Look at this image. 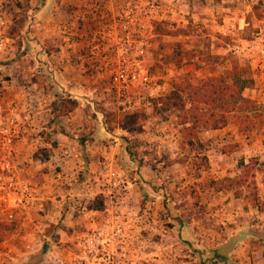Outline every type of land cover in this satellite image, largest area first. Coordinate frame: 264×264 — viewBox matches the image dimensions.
I'll return each mask as SVG.
<instances>
[{
  "label": "crops",
  "instance_id": "1",
  "mask_svg": "<svg viewBox=\"0 0 264 264\" xmlns=\"http://www.w3.org/2000/svg\"><path fill=\"white\" fill-rule=\"evenodd\" d=\"M16 1L7 16L10 24L18 19L24 28L20 36L9 37L17 46L20 39L22 56L10 47L12 78L2 84L0 101L16 117L14 165L29 200L12 222L0 217V264H26L35 257L37 264H68L104 217L103 208H86L104 190L99 174L104 161L128 181L124 205L135 215L129 241L143 264L173 260L176 238L193 245L196 235L215 230L219 216L240 214L233 191L215 190L219 157L217 149L206 146L211 140L218 147L225 127L201 131L187 145L174 114L161 119L145 107L138 115L144 103L133 94L113 97L135 115L130 122L118 109L110 117L101 110L112 97L92 89L101 71L82 38L95 30L96 1L103 0ZM59 102L70 107L59 109ZM40 149L49 151L46 161L33 159ZM250 241L237 240L228 257L264 264V241Z\"/></svg>",
  "mask_w": 264,
  "mask_h": 264
},
{
  "label": "rangeland",
  "instance_id": "2",
  "mask_svg": "<svg viewBox=\"0 0 264 264\" xmlns=\"http://www.w3.org/2000/svg\"><path fill=\"white\" fill-rule=\"evenodd\" d=\"M15 2L18 1L9 2L7 15L10 4ZM96 3V28L101 27L110 16L120 15L130 3L137 4L146 15L151 14L144 20L149 43L147 58L150 72L158 76L159 83L164 86L160 97L165 96L187 74L200 80L216 78L229 69L234 61L238 66L248 68L252 78L251 88L244 89L242 95L253 100L264 113V0H103ZM9 26L19 36L24 28L22 22ZM18 42V46L11 43V47L15 46L17 51L14 57L22 56L20 39ZM235 47H238V52L234 51ZM11 50L0 58V99L4 90L2 84L9 83L12 78L7 72L13 63ZM101 73L98 74V86L92 89L107 94L109 99L112 97L109 102L100 104L101 110L107 113V117L115 116L119 111L127 117L125 121L130 122L135 115L127 112L123 104L116 105L114 95L117 94L109 83L106 84L107 73ZM151 101L148 109L160 116L157 113L158 107H154ZM57 106L59 109L70 107L60 102ZM143 109L144 104L140 110L142 113L136 114L143 115ZM219 139L218 147V143L211 140L206 144L207 147L217 149L219 181L234 178L240 172L239 164H248V180L253 181V189L247 185L233 188L231 191L236 196L233 198H237L240 214L232 219L219 216V223L213 224L215 230L208 231V235L203 232L196 235V242H191L193 245L180 237L176 238L173 246L175 258L163 264H221L213 259L212 250L228 239L242 241L251 238L250 242L264 241V210L257 211L247 199L254 192L259 202L264 204V130L255 127L250 131H240L236 122L230 118L225 131L219 132ZM202 165H205L203 161ZM56 169L53 168L52 172L56 173ZM209 188L213 189L214 185H209ZM234 223L240 227L239 230H236ZM247 263H250V259L238 262L233 254L224 264Z\"/></svg>",
  "mask_w": 264,
  "mask_h": 264
},
{
  "label": "built area",
  "instance_id": "3",
  "mask_svg": "<svg viewBox=\"0 0 264 264\" xmlns=\"http://www.w3.org/2000/svg\"><path fill=\"white\" fill-rule=\"evenodd\" d=\"M11 0H0V58L11 47L7 8ZM151 14L141 12L137 4H128L120 15L110 16L93 31L83 34L88 55L97 57L101 72L116 94L133 97L150 107V100L161 96L163 85L150 72L148 64V33L145 21ZM238 52V47H235ZM101 64H98L101 61ZM17 139L16 117L12 109L0 106V217L12 222L16 210L23 209L29 200L26 182L14 165V143ZM104 190V217L87 233L68 264H141L131 248L129 224L131 212L125 209L124 199L128 181L110 162L99 166Z\"/></svg>",
  "mask_w": 264,
  "mask_h": 264
},
{
  "label": "trees",
  "instance_id": "4",
  "mask_svg": "<svg viewBox=\"0 0 264 264\" xmlns=\"http://www.w3.org/2000/svg\"><path fill=\"white\" fill-rule=\"evenodd\" d=\"M17 21L18 19L13 18L11 24L20 23ZM11 30L13 29L9 26L8 36L14 34ZM251 86L252 78L248 68L238 66L233 61L229 69L216 78L200 80L192 74H187L180 82L174 84L165 96L151 102L154 107H158L157 113L161 119H166L171 114L175 115L176 123L180 126L182 142L191 145L199 132L221 129L227 125L230 118L236 122L240 131H250L255 127L264 130L263 111L253 100L242 95V91ZM48 157L47 149L37 150L33 154V159L40 161H46ZM239 169V174L234 178H225L215 183L217 185L215 190L231 191L243 185L252 186L253 189V181L248 180V164H239ZM247 199L257 211L264 210V204L259 202L256 193L252 192ZM86 208L101 210L102 196H95L86 204ZM235 243L236 239L231 238L214 248L213 259L221 264L226 263ZM37 261V257L31 258L26 264H37Z\"/></svg>",
  "mask_w": 264,
  "mask_h": 264
}]
</instances>
